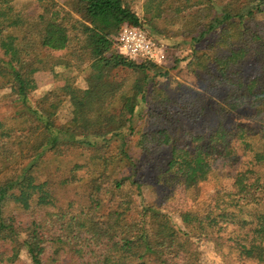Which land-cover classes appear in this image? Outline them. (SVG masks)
<instances>
[{
  "label": "trees",
  "instance_id": "16d2710c",
  "mask_svg": "<svg viewBox=\"0 0 264 264\" xmlns=\"http://www.w3.org/2000/svg\"><path fill=\"white\" fill-rule=\"evenodd\" d=\"M13 2L0 0V89L20 119L0 120V264H264V0H147L143 18L128 0ZM124 25L164 44L167 60L154 36L182 37L190 52L175 62L187 61L200 91L172 95L160 80L166 64L121 55ZM41 49L85 65L87 90L66 85L34 106ZM249 56L258 77L244 75ZM63 101L71 117L58 123ZM210 113L220 121L209 133L189 127ZM231 114L241 120L230 128ZM48 152L84 156L64 181L77 186L64 203L40 176ZM147 165L161 202L145 196ZM176 189L189 205L170 212Z\"/></svg>",
  "mask_w": 264,
  "mask_h": 264
},
{
  "label": "rangeland",
  "instance_id": "374dc122",
  "mask_svg": "<svg viewBox=\"0 0 264 264\" xmlns=\"http://www.w3.org/2000/svg\"><path fill=\"white\" fill-rule=\"evenodd\" d=\"M14 4H33L35 2H56L60 6H66L69 0H13ZM147 0H128L132 9L141 17L144 16L145 4ZM175 29V28H174ZM156 39L165 43L170 51L168 52V60L166 66L169 70V75L167 78L160 79L164 84L166 91L172 95H175L176 90L179 88L186 89L187 87L193 89L195 92L200 91V86L194 76H192L187 70V61L175 62V59H183L189 52L190 46L185 43L182 37L166 38L162 35H155ZM0 52V57H1ZM39 58L43 61L45 69L31 75L32 85L29 89V101L35 106L40 103L41 100H56L57 95L63 93V88L66 85H71L75 90L80 92H85L87 90V84L85 80L86 70H83L85 65L80 63H75L67 56V52H52L46 49H41L39 53ZM244 75L247 78H255L260 74V66L256 62L254 56L247 57L243 62ZM10 89L4 88L0 89V120H5L10 126L17 125L20 122L15 120L18 116L16 112L19 111L17 103H15L14 98L10 96ZM40 101V102H39ZM214 105L219 102L214 99ZM44 105V101L41 102ZM146 111V110H145ZM71 117V107L68 102H62L56 119L58 123H64L68 121ZM236 115L231 114L225 120V125L227 127H234L236 122H240ZM219 117L215 114H208L204 117L200 124H191L189 127L194 130H199L204 133H209L211 129L215 128L219 124ZM144 122V121H143ZM141 123V122H140ZM139 126V125H138ZM138 136L132 138V151L135 156L139 158V167L145 166V158L143 155H138L135 148V141ZM84 161V156H79L78 154L71 155L68 157H57L51 153H47L40 160L38 164V169L40 171V176L42 178L49 180L55 191L60 202L64 203L70 200L75 195L77 186L75 184H64L65 180L71 181V169L76 164H82ZM148 166V165H147ZM142 170L141 173L145 175V180L148 182L149 186L145 190V196L148 201L161 202L163 199V188L156 185L154 178V171L152 167L148 166ZM227 168L225 166H220L218 169V177H221V182L223 185L229 186L230 179L225 178L227 174ZM82 174V172H80ZM81 176V175H79ZM217 181L211 180L210 182L202 186V197L201 201L207 199V197L214 192L217 186ZM176 195H172L169 202H166L165 208L168 207L170 212L177 209L187 208L189 203L186 200L184 193L176 189ZM175 198V199H174ZM164 207V206H163ZM176 220L179 222L178 217ZM26 259L25 256H23Z\"/></svg>",
  "mask_w": 264,
  "mask_h": 264
},
{
  "label": "built area",
  "instance_id": "2783aa9c",
  "mask_svg": "<svg viewBox=\"0 0 264 264\" xmlns=\"http://www.w3.org/2000/svg\"><path fill=\"white\" fill-rule=\"evenodd\" d=\"M116 50L124 56L162 66L167 62L166 46L151 40L143 30L130 25L121 28Z\"/></svg>",
  "mask_w": 264,
  "mask_h": 264
}]
</instances>
